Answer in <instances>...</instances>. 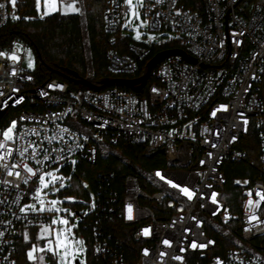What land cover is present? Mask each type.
Segmentation results:
<instances>
[{"label":"built area","instance_id":"built-area-1","mask_svg":"<svg viewBox=\"0 0 264 264\" xmlns=\"http://www.w3.org/2000/svg\"><path fill=\"white\" fill-rule=\"evenodd\" d=\"M103 1L108 69L137 78L152 45L123 34L131 11L125 0ZM199 1L197 9L183 0H143L148 28L177 35L196 61L166 58L153 69L143 96L113 86L73 89L57 78L39 84L24 69V53L17 49L18 59L9 58L16 44L25 50L27 43L18 38L0 46L6 53L0 56V112L29 104L19 114L14 139L0 140L6 145L0 148V181L9 182L0 183V264H18L17 240L26 230L51 224L49 212L20 211L37 201L39 177L75 161L122 157V141L152 158L164 154L166 166L131 163L121 182L115 170L99 174L93 202L86 204L89 215L77 211L82 228L91 227L94 264H264V199L257 195L264 194V0ZM0 4L2 28L12 20V5ZM251 131L260 166L246 188L258 204L249 212L243 200L233 212L224 200V162H247L238 146ZM119 226L130 229L125 233L132 245L116 239ZM214 235L223 240L220 249ZM215 251L220 254L211 256Z\"/></svg>","mask_w":264,"mask_h":264},{"label":"trees","instance_id":"trees-1","mask_svg":"<svg viewBox=\"0 0 264 264\" xmlns=\"http://www.w3.org/2000/svg\"><path fill=\"white\" fill-rule=\"evenodd\" d=\"M184 4L188 7L199 9V2L197 0H183ZM18 11L22 16H30L32 20L20 21L13 23L9 22L4 27L0 28V46H4L15 39H22L28 46L34 48L37 57V70L33 72L39 84L44 83L49 79H60L67 82L73 89L86 88L75 82H72L63 76L65 69L75 71L80 77L86 78V52L85 46L91 49L92 69L93 76L86 78L94 84H100L104 79L108 78H126V76L114 75L108 69L107 61V33L104 28L103 19V0H82L81 13L63 14L55 12L43 18H39L36 14L37 9L35 0H18ZM86 35V38H85ZM183 44L178 40L174 46H155L152 45L149 54L140 61L139 71L136 77L142 76L146 73L147 63L159 52L169 49H183ZM155 69V68H154ZM153 78L150 79V83ZM148 83V85L150 84ZM148 85L139 92L141 96L147 94ZM113 87L121 89H130L123 85L114 84ZM261 96L264 101V78L261 82ZM123 153L129 156L132 164L141 163L148 157L143 151L133 146L129 142L122 141L119 144ZM247 153V162H224V171L229 180L224 191V200L227 206L233 211L235 201L241 196V188L235 184V179L238 177H247L251 182L258 176V168L260 166V146L256 137L255 131L242 137V141L238 146ZM254 161V166H250L248 161ZM163 165H156L154 167H162ZM130 165H122L119 163V158H113L110 161L99 160L95 164H90L81 161L76 166V173L78 176L88 180L93 190L95 191L97 178L102 171L115 170L117 173V180L121 182L126 173L130 172L133 168ZM83 195V185L73 179V191ZM118 222V221H116ZM119 223V222H118ZM29 231V239H24L21 236L17 240L16 259L18 264H30L27 258V250L32 247L35 242L34 230ZM90 245L89 264H94V257L92 254L91 243V227L83 229ZM130 229L119 226L116 231V239L122 241L125 246L132 245V239L125 233ZM214 240L217 249L221 248L222 239L214 235ZM212 254H220L218 251Z\"/></svg>","mask_w":264,"mask_h":264},{"label":"rangeland","instance_id":"rangeland-1","mask_svg":"<svg viewBox=\"0 0 264 264\" xmlns=\"http://www.w3.org/2000/svg\"><path fill=\"white\" fill-rule=\"evenodd\" d=\"M200 2L197 0V3ZM141 4V0H132V5L130 6L131 11L128 16L127 22L123 28V34L128 36L130 40L143 43L147 45H155V46H174L175 43L179 40L177 35L172 34L168 31H152L148 28V23L143 16L142 6H138ZM12 17L16 16L19 19H12L11 22L16 23L23 19L24 21L32 20L30 16H22L18 11V0H16L15 5L12 4ZM143 5V0H142ZM36 6V0H35ZM73 8H78L80 11H73ZM37 9V7H36ZM46 10V5L44 4V0H40V8L37 10V16L39 18H43L47 15H44ZM82 7L80 4H74L69 9L64 6L59 0H57V10L54 12H49L48 15L53 14L55 12H62L66 13L71 11L70 13H81ZM138 12L139 16L137 17L134 13ZM27 17V19H25ZM137 35H139V39H137ZM86 38V35H85ZM17 49L21 54L24 53V69L28 72L33 73L37 70V57L34 48L26 47L23 50L21 43L19 42L14 46L13 52L10 56L14 53L17 56ZM86 52V78H90L93 76V69H92V59H91V49L86 44L85 46ZM18 57V56H17ZM32 62L33 67H28L29 62ZM85 90L86 88H81ZM28 103L25 102L19 107H11L6 114H4L0 118V140L3 139L2 132L6 130L7 127L11 125L12 121H16V128L18 125V117L19 114L28 108ZM16 128L13 132V139L15 137ZM119 158V163L122 165H130L131 158L124 154L122 157ZM79 162L75 161L72 166L67 167V169L63 170V168L55 167L52 170L48 171L45 175V185L42 186L40 184V190L38 192L37 201L31 202L28 206H35V211L32 210V207L26 208L27 211H46L52 214V221L50 225L38 227L34 230L35 235V242L33 243L32 247L27 250V254L29 251L33 252V258L29 259L28 261L30 264H57L59 258L63 255L64 248L63 246H57V236L59 235L61 240H66V242L70 245L69 251L73 249H80L82 247V251L77 250L75 252V258L72 259L70 256L69 259L71 260L72 264H76V260H79V264L81 261L84 264H89V252H90V245L88 243L87 237L84 234L83 230L81 229V223L83 221L82 217L77 214V211L81 213L82 216H88L90 213V208L86 206L89 202L92 204L94 198V190L89 183L88 180L84 179L81 176H78L75 169ZM144 168H153L154 166L163 165L166 166L165 155L158 154L152 159L144 158L140 163ZM63 170V171H62ZM51 173L52 175H48ZM73 179L79 182V184L83 185L84 192L83 195L79 193H73ZM235 184L241 188V196L235 203L233 204L236 208L235 212H238L240 209L241 201L247 202V208L245 210L252 211L254 207L258 204V200H255L253 197H250L247 192L248 189L246 188L249 184V180L247 177H238L235 179ZM239 182V183H237ZM63 185V187H61ZM56 200L58 201L57 204L52 205L50 202ZM251 200L253 203L250 205L248 201ZM41 201H43V205H41ZM25 208V207H24ZM43 210H40V209ZM63 220H67L68 223H62ZM47 229V231H45ZM26 234L24 235V239H29L30 231L26 230ZM77 241H83V245L80 246L77 244ZM51 242V243H49ZM51 248L55 251L56 255L54 256L52 252L48 251ZM43 249V250H42ZM215 255V254H211Z\"/></svg>","mask_w":264,"mask_h":264},{"label":"snow or ice","instance_id":"snow-or-ice-1","mask_svg":"<svg viewBox=\"0 0 264 264\" xmlns=\"http://www.w3.org/2000/svg\"><path fill=\"white\" fill-rule=\"evenodd\" d=\"M125 2H126L129 6L132 5V0H125ZM159 2H160V0H157V3H159ZM15 3H16V0H12V4L15 5ZM44 4L46 5V10H45V12H44V15H48L49 12H54V11L57 10V0H44ZM3 6H4V5L0 4V8H2ZM138 6H142V0H141V4H139ZM36 7H37V10H39V8H40V0H36ZM72 10H73V11H77V12L80 11V9H78V8H73ZM134 14H135L137 17L139 16V13H138V12H136V13H134ZM12 19H19V17L13 16ZM25 19H27V17H25ZM136 38L139 39V35H137ZM237 43H239V42H237ZM5 55H6V53H4V52H0V56H5ZM9 58L12 59L13 61H15V60L18 59V57H17L14 53H13ZM28 67H30V68L33 67V64H32L31 61L29 62ZM13 74H15V73L13 72ZM29 79H30V77H29ZM14 91H16V89H14ZM0 95H3V93L0 92ZM224 107L226 108V106H224ZM215 114H216V113L213 112V115H215ZM245 123H247V121H245ZM15 128H16V121H12V122H11V125H10L9 127H7L6 130H3L2 135H3V139H4V141H10V140H13V132H14V129H15ZM5 147H6L5 143L0 142V148H5ZM8 155H11V153L9 152ZM33 155H35V152L33 153ZM45 158L47 159V157H45ZM3 159H4V156H0V160H3ZM3 167H5L6 169H8L9 166H8V165H3ZM12 167H16V166L13 165ZM26 170H27L29 173H33V169H32V168H28V167H26ZM7 174H8L9 176H11L13 173H12L11 170H9ZM33 174H34V173H33ZM15 175H16L17 177H19V176H20V173H19V172H16ZM48 175H52V174H51V173H48ZM157 175H160V174L157 173ZM39 181H40V184H41L42 186H46V185H45V178H44L43 175H41V176L39 177ZM25 182H27V181H25ZM0 183H9V182H8V181H0ZM237 183H239V182H237ZM173 186L175 187L176 185H173ZM61 187H63V185H61ZM181 190H182L186 195H188L189 197H191L192 193L189 192V190H188L187 188H183V189H181ZM250 195H251V193H250ZM257 195H260V196H261V199H264V194H261V193L258 192ZM215 196H216V194L213 193V202H215ZM50 203H51L52 205H55V204L58 203V201L53 200V201H51ZM248 203L251 205V204L253 203V201L249 200ZM41 205H43V201H41ZM28 207H32V210H33V211L36 210V209H35V206H27V205H26L25 208H21L20 211H21V212H24L25 209L28 208ZM40 210H43V209L41 208ZM129 212H131V206H129ZM253 218H255V217H253ZM129 219H131V216H129ZM62 223L67 224L68 221H67V220H63ZM45 231H47V229H45ZM144 232H145V234H147V233H148V230L145 229ZM0 235H2V233H0ZM49 243H51V242H49ZM56 243H57V246H63V248H64L63 255L59 258V261L57 262V264H72V262H71V260L69 259V257L71 256L72 259H74V258H75V252H76L77 250L82 251V247H81L80 249H73L72 251H69L70 245L66 242V240H61L60 237H59V235L57 236V241H56ZM83 243H84L83 241H77V244L80 245V246H82ZM164 243H165V244H169V241H168V240H165ZM205 246H206V245H204V244H200V245H199V247H201V248H203V247H205ZM192 247H193V248L197 247V244H196L195 242H193ZM42 250H43V249H42ZM48 251L52 252L54 256L56 255V253H55V251H53V249L49 248ZM147 254H148V252H147V250H145V255H147ZM27 255H28V258H29V259H32V258H33V252H32V251H29ZM175 258H176V259H179V257H175ZM81 264H84V262L81 261Z\"/></svg>","mask_w":264,"mask_h":264},{"label":"water","instance_id":"water-1","mask_svg":"<svg viewBox=\"0 0 264 264\" xmlns=\"http://www.w3.org/2000/svg\"><path fill=\"white\" fill-rule=\"evenodd\" d=\"M176 55L182 56L185 60L189 62H192V63L196 62L195 59L191 58L183 49H169V50H164V51L157 53L147 63L146 73L137 78H132V79L108 78V79L102 80L100 84H94L90 80L80 77L78 73H76L75 71L69 70V69H65V73H63V76L72 82H75L86 88L93 89L95 91H99L104 86H111L114 84H119V85L128 87L132 90H135L136 92H140L147 85L153 69L166 58H169L171 56H176ZM3 115H4V112H0V118ZM153 156L154 154H151L148 157H153ZM79 263H80L79 260H76V264H79Z\"/></svg>","mask_w":264,"mask_h":264},{"label":"crops","instance_id":"crops-1","mask_svg":"<svg viewBox=\"0 0 264 264\" xmlns=\"http://www.w3.org/2000/svg\"><path fill=\"white\" fill-rule=\"evenodd\" d=\"M59 2H61L64 6H66L68 9H69V7H71L72 5H74V4H80L81 5V7H82V0H59ZM71 11H68V12H66V13H63V14H72V13H70ZM60 13H62V12H60ZM73 13H75V12H73Z\"/></svg>","mask_w":264,"mask_h":264}]
</instances>
